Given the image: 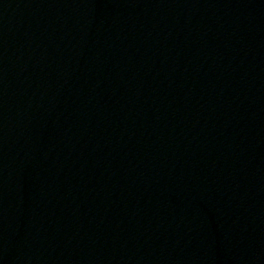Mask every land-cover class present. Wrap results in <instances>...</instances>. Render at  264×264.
Masks as SVG:
<instances>
[{
	"label": "water",
	"instance_id": "obj_1",
	"mask_svg": "<svg viewBox=\"0 0 264 264\" xmlns=\"http://www.w3.org/2000/svg\"><path fill=\"white\" fill-rule=\"evenodd\" d=\"M0 264H264V0H0Z\"/></svg>",
	"mask_w": 264,
	"mask_h": 264
}]
</instances>
